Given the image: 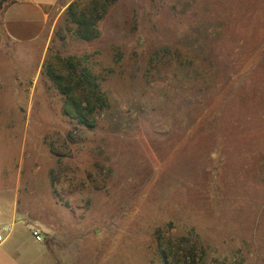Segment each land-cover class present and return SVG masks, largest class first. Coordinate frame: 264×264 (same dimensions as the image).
I'll return each mask as SVG.
<instances>
[{"label":"rangeland","instance_id":"374dc122","mask_svg":"<svg viewBox=\"0 0 264 264\" xmlns=\"http://www.w3.org/2000/svg\"><path fill=\"white\" fill-rule=\"evenodd\" d=\"M5 49L0 177L51 264H264V0H75ZM75 61L91 128L50 78Z\"/></svg>","mask_w":264,"mask_h":264},{"label":"crops","instance_id":"0c3cea01","mask_svg":"<svg viewBox=\"0 0 264 264\" xmlns=\"http://www.w3.org/2000/svg\"><path fill=\"white\" fill-rule=\"evenodd\" d=\"M75 0H0V50L7 46L25 49L43 43L48 24ZM42 50H45L43 47ZM37 230L42 241L32 236ZM45 227L19 206V194L10 179L0 177V264H51L48 246L43 240Z\"/></svg>","mask_w":264,"mask_h":264},{"label":"trees","instance_id":"16d2710c","mask_svg":"<svg viewBox=\"0 0 264 264\" xmlns=\"http://www.w3.org/2000/svg\"><path fill=\"white\" fill-rule=\"evenodd\" d=\"M77 27V34L84 40H89L96 37L97 32L92 34L90 27L93 25V20L90 21L82 14L76 19L74 18ZM79 61L70 63L69 68L73 70L69 72L67 77L57 78L50 75L51 80L55 83L56 88L65 97L64 115L69 116L79 121L86 128H91L92 123L90 118L92 114L104 107V99L98 92L97 86L90 79V74L85 69L80 73L75 72V66H79ZM64 82L65 84H63ZM81 92V96L77 97L74 92ZM162 262L167 264V255L160 252Z\"/></svg>","mask_w":264,"mask_h":264},{"label":"built area","instance_id":"2783aa9c","mask_svg":"<svg viewBox=\"0 0 264 264\" xmlns=\"http://www.w3.org/2000/svg\"><path fill=\"white\" fill-rule=\"evenodd\" d=\"M32 236L33 238L37 241L40 242L42 241V236L41 234L37 231V230H32ZM4 242V237L3 235L0 233V245Z\"/></svg>","mask_w":264,"mask_h":264}]
</instances>
